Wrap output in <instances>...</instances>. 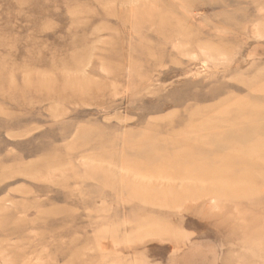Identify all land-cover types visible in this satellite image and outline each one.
Returning <instances> with one entry per match:
<instances>
[{"label": "rangeland", "instance_id": "obj_1", "mask_svg": "<svg viewBox=\"0 0 264 264\" xmlns=\"http://www.w3.org/2000/svg\"><path fill=\"white\" fill-rule=\"evenodd\" d=\"M0 264H264V0H0Z\"/></svg>", "mask_w": 264, "mask_h": 264}, {"label": "bare ground", "instance_id": "obj_2", "mask_svg": "<svg viewBox=\"0 0 264 264\" xmlns=\"http://www.w3.org/2000/svg\"><path fill=\"white\" fill-rule=\"evenodd\" d=\"M257 148V147H256Z\"/></svg>", "mask_w": 264, "mask_h": 264}]
</instances>
